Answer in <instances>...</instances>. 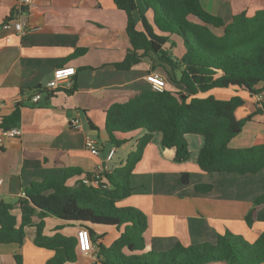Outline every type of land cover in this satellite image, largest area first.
Here are the masks:
<instances>
[{"label":"crops","instance_id":"obj_1","mask_svg":"<svg viewBox=\"0 0 264 264\" xmlns=\"http://www.w3.org/2000/svg\"><path fill=\"white\" fill-rule=\"evenodd\" d=\"M199 2L206 11L220 16L225 22L237 13L245 12L252 16L257 10L264 9V0ZM140 5L143 7L141 1ZM143 10L147 21L153 25L152 9L143 7ZM5 18L22 19L30 28L23 35L3 30L1 23ZM126 19L125 12L112 0H32L26 10L17 8V0H0V122L18 102L22 103L18 126L20 135L4 134L6 129L0 127V200L15 203L31 182L61 175L69 167L80 169L81 176L94 172L98 166L103 167L102 172L112 171L121 166L127 154L135 148L136 140L143 135L141 130L116 133L117 138L126 140L121 147L106 142L104 111L112 103L125 102L140 90L149 88L147 73L155 72L162 76L164 73L162 67L152 70L146 61L128 70L114 66L123 60L130 47ZM190 19L198 21L192 16ZM136 26L143 30L141 21ZM212 29L222 34V29ZM154 30L158 32L155 27ZM176 41L180 48L176 47ZM166 47L173 58L181 57L184 52L181 37L174 33L169 34ZM78 48L85 51L73 55ZM157 63L155 60L154 64ZM62 65L76 69L73 93L58 89L48 99V104H32L34 88L40 86L45 89L54 68ZM166 87L184 91L182 85L168 81ZM203 95L218 99H228L233 95L242 97L244 103L235 110L237 119L251 113L259 99L232 86L214 88ZM74 118L79 119V127L72 125ZM87 136L96 140L97 155L85 148ZM187 141L191 149L190 158L174 162L165 154L160 134L155 133L132 172L131 195L118 204L136 207L146 215L147 227L143 235L156 251H166L177 241L184 245L214 243L217 234L225 232L252 242L264 230V204L258 207L252 225L246 224L245 215L255 198L264 194V168L248 175L207 173L196 162L202 139L189 135ZM263 142L264 111L246 121L242 130L229 141V146L239 148ZM112 146L115 152L108 160L107 153ZM183 173H187V183L180 181L179 176ZM75 180L71 178L68 183L73 184ZM197 183L212 184L217 191L216 198L196 193L194 185ZM15 214L19 218L18 210ZM33 220L36 222L37 216ZM78 227L77 223L47 216L44 217L43 233L52 235L60 232L75 236ZM24 231L22 244L0 243V264H17L16 255L20 257L21 264H45L52 257L53 250L33 243L35 228L32 225L25 226ZM96 231L104 233L100 241L105 246L119 235L118 231L110 228L97 227ZM69 264L100 263L90 254L77 251L76 259Z\"/></svg>","mask_w":264,"mask_h":264},{"label":"trees","instance_id":"obj_2","mask_svg":"<svg viewBox=\"0 0 264 264\" xmlns=\"http://www.w3.org/2000/svg\"><path fill=\"white\" fill-rule=\"evenodd\" d=\"M112 1L126 14L130 43L123 60L114 66L128 70L146 61L152 70L162 67L166 81L182 85L184 91H173L166 86L162 91H156L149 87L125 102L112 103L104 111L106 142L119 147L126 140L117 138L116 133L143 131L124 163L103 172L106 184L85 182L84 177L94 178L93 172L81 176L80 169L69 167L61 175L31 182L15 203L0 200V243L22 244L24 227L32 225L35 228L33 243L54 252L45 264L72 263L77 257V239L60 232L44 234V217L51 216L86 228L100 264H263L264 230L252 242L225 232L217 234L214 243L184 245L177 241L166 251H156L143 235L147 227L146 215L136 207L118 203L131 195L132 172L155 133L160 134V144L174 162L190 158L189 135L200 137L202 143L196 162L207 173L248 175L264 168V142L239 148L229 146V141L242 130L245 122L264 111V9L257 10L252 16L240 12L225 22L220 16L206 11L199 0ZM140 1L145 9H152L153 25L158 32L147 21ZM138 21L143 30L137 29ZM212 28L222 29V34L215 33ZM173 33L181 37L184 46L179 58L171 57L166 47L169 34ZM84 51L78 48L73 55ZM155 60L157 64H154ZM231 86L241 88L251 96H260L256 108L240 119L236 118L235 110L244 103L242 97L233 95L218 99L203 95L214 88ZM75 88L73 85L64 91L71 94ZM56 90L37 86L34 93L43 96L32 104H48ZM21 105L18 102L10 114L2 117L1 128L19 126ZM71 178H76L73 184L68 183ZM194 191L209 198L217 196L210 183H197ZM263 204L264 194L255 198L245 215L247 225L253 224L258 207ZM15 210H18L19 218ZM97 227L116 230L119 235L105 246L100 241L104 233H97ZM15 259L21 264L18 255Z\"/></svg>","mask_w":264,"mask_h":264},{"label":"built area","instance_id":"obj_3","mask_svg":"<svg viewBox=\"0 0 264 264\" xmlns=\"http://www.w3.org/2000/svg\"><path fill=\"white\" fill-rule=\"evenodd\" d=\"M32 0H17V8L26 10L31 6ZM1 28L3 30L11 31L19 35H23L25 32L29 30L30 27H28L25 22L22 19L17 18H9L4 20L1 23ZM76 69L74 66L71 65H62L54 68L52 71L51 77L47 81L45 85V89L47 90H56V89H67L71 88L73 84V77L75 75ZM146 80L149 83V86L151 89H154L156 91H162L167 81L164 77L159 75L155 72H149L146 74ZM260 98V96H257ZM41 94L35 93L31 97L32 102H36L40 100ZM72 125L75 127H79V119L74 118L71 121ZM20 128L14 127L11 129H6L3 133L7 135H20ZM84 146L87 150H89L92 154L97 155L99 152L98 145L96 140L91 137L87 136L84 140ZM115 152L114 146L110 148V150L107 153V159L110 160ZM103 167L98 166V168L93 172L94 178L91 180H88L87 178H83L85 182H91L94 185L99 184H106V179L102 175ZM2 185V179L0 178V187ZM75 237L77 239V251L84 254H90L93 258H96V252H95V246L90 240V236L88 234V231L84 227H78Z\"/></svg>","mask_w":264,"mask_h":264},{"label":"water","instance_id":"obj_4","mask_svg":"<svg viewBox=\"0 0 264 264\" xmlns=\"http://www.w3.org/2000/svg\"><path fill=\"white\" fill-rule=\"evenodd\" d=\"M180 181L182 183H187L188 182V176H187V173H183L181 178H180Z\"/></svg>","mask_w":264,"mask_h":264},{"label":"rangeland","instance_id":"obj_5","mask_svg":"<svg viewBox=\"0 0 264 264\" xmlns=\"http://www.w3.org/2000/svg\"><path fill=\"white\" fill-rule=\"evenodd\" d=\"M151 23H152V22H151ZM175 45H176L177 48H180V45H179V43H178L177 41H176V44H175ZM178 50H179V49H178ZM158 74H159V73H158ZM159 75H160V74H159ZM161 76H162V75H161ZM164 76H165V75H164ZM164 76H162V77H164ZM164 78H165V77H164ZM215 91H216V90H214V93H215ZM121 146H122V145H121ZM121 146H120V147H121ZM181 176H182V174L179 176V178H181Z\"/></svg>","mask_w":264,"mask_h":264}]
</instances>
